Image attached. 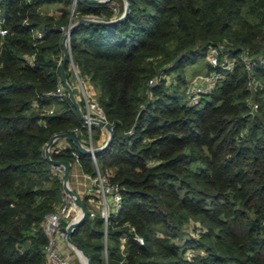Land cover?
I'll use <instances>...</instances> for the list:
<instances>
[{
	"label": "trees",
	"instance_id": "16d2710c",
	"mask_svg": "<svg viewBox=\"0 0 264 264\" xmlns=\"http://www.w3.org/2000/svg\"><path fill=\"white\" fill-rule=\"evenodd\" d=\"M128 1L119 20L124 0H0L8 29L0 35V264L46 260V219L64 186L45 147L77 126L82 144L88 136L68 89L54 95L63 27L90 16L110 23L75 25L70 49L114 130L96 154L123 195L108 228L109 264L124 254L128 264H264V64L249 71L244 63L264 54V0ZM210 45L237 63L192 104L186 68ZM65 73L84 110L69 60ZM74 149L60 137L51 156L73 166ZM80 161L95 173L90 154ZM103 236V219L88 213L72 238L92 264H105Z\"/></svg>",
	"mask_w": 264,
	"mask_h": 264
},
{
	"label": "built area",
	"instance_id": "2783aa9c",
	"mask_svg": "<svg viewBox=\"0 0 264 264\" xmlns=\"http://www.w3.org/2000/svg\"><path fill=\"white\" fill-rule=\"evenodd\" d=\"M79 0H74V7L76 6ZM112 9L115 13H118L119 8L118 5L113 3ZM72 22L70 21L67 26L63 27V30L66 32L70 31V27ZM8 33V29L2 26V22L0 20V35H6ZM37 38H41L43 36L42 31H37ZM67 45L69 48V61L72 67V71L76 76V80L78 81L80 88L83 93V99L85 102V108L83 114L85 119H82V128L87 130V143L86 145L80 144L86 149L90 150V155L92 157L93 165L95 168V173H89L85 171L73 172L72 167L77 166L81 167L80 161V149L76 144V149L73 151L74 156V164L71 165V173L73 175L81 174L85 180L87 181L90 189L88 191L89 195V203H92L94 207L88 208V213H90L91 217L100 216L104 222V247H103V257L105 264H109V248H108V228L111 221V217L114 214H117L123 205V195L121 192L120 185L117 182L112 180L113 173L112 171H102L100 165L97 160V152L96 148H100L96 146V142L93 138L94 129L98 128L101 131H105L109 134L106 126L100 123L101 121L109 122L106 113L104 111L101 103L93 96V92L91 88H87L83 81V78L80 76L79 71L73 61L71 49H70V35L67 38ZM209 66L213 69L207 73L201 74L197 77H194L189 81V85L187 88V93L189 96V100L192 104L199 101L200 97L203 94L209 93L212 89L215 88L217 83L223 78L224 74L227 71H231L235 68L237 60L235 58L228 57L223 55V46L219 45H210L207 48L206 55ZM257 62L264 64V54L259 56L258 59L245 58V68L247 70H252V66H254ZM153 83V80L150 81ZM257 80L255 77H252L249 80V85H256ZM65 85L62 83L59 85L54 92L55 96L64 97L66 94ZM76 110V108H75ZM77 111V110H76ZM110 123V122H109ZM73 134L79 139L81 133V127L77 126L73 130ZM60 137H55L53 143L57 141ZM80 141V140H79ZM75 142V141H74ZM52 143V144H53ZM76 143V142H75ZM52 144L49 147L50 155ZM67 141H59V143L55 144L54 147L57 151H63L67 148ZM102 147V146H101ZM47 146L45 147V149ZM52 157V156H51ZM52 169L60 174L63 181L64 186V178H65V166L63 164L53 165ZM69 186V181H68ZM80 199L84 202L83 198ZM88 215V214H87ZM83 216V211L81 205L77 202L76 197L71 195L64 188V197L62 200V204L58 210L53 213H50L46 219V229L48 233V243L46 245V260L43 264H75L73 262V258L71 255L66 253V248L64 245H61V241H68V227L72 224H76ZM141 244L144 243V239L141 236L135 237ZM126 241V237L122 238L123 242V251H124V243ZM73 244V243H72ZM74 248L75 245H74ZM77 253L81 259V264H87L86 256L77 249ZM192 253H189V256H192ZM119 264H128L126 255L122 257L119 261Z\"/></svg>",
	"mask_w": 264,
	"mask_h": 264
},
{
	"label": "water",
	"instance_id": "95a60500",
	"mask_svg": "<svg viewBox=\"0 0 264 264\" xmlns=\"http://www.w3.org/2000/svg\"><path fill=\"white\" fill-rule=\"evenodd\" d=\"M85 1H88L91 3H102L103 4L109 0H85ZM128 11H129V1L125 0V11L118 19L120 20V19L124 18L128 14ZM82 22H92V23H101V24L110 23L109 21H105L99 17L90 16V17L80 19L75 25L82 23ZM75 25H73V24L71 25L70 31L66 32L64 34V37L62 40L63 57H62L61 65H60V75H61V80H62L63 84L68 89L69 95L72 98V101L74 103V106H75L80 118L85 119L83 111H82L77 99L74 96L73 90L67 82L66 73H65V66L69 60V48L67 45V38L70 35L73 28L75 27ZM100 123L105 125L107 130L109 131V139L104 146H102L100 148H96V150H95L96 152L107 148L111 144V142L113 141V138H114V130H113L112 124H110L109 122H105V121H101ZM65 136L70 137L72 140H74L76 142V144L79 146V149L82 153H84V154L90 153V150L83 147L80 144L79 139L74 134L63 133V134L55 135L48 142L47 148L45 149V157L53 165L63 164L65 166L64 188L67 190V192H69L71 195H74L76 197V200L81 205L82 211H83L82 218L76 224H72L68 227V240L71 241L76 246V248L79 249L86 256L87 264H92V260H91L90 255L88 254V252L80 244L76 243L72 238L75 228L85 220V218L88 214V210H87L85 203L80 199V196H78V194L76 192H74L71 188H69V186H68V181H69L70 173H71V164L68 160H56V159L52 158L50 155V151H49V147L53 143V140L55 137H65Z\"/></svg>",
	"mask_w": 264,
	"mask_h": 264
},
{
	"label": "crops",
	"instance_id": "0c3cea01",
	"mask_svg": "<svg viewBox=\"0 0 264 264\" xmlns=\"http://www.w3.org/2000/svg\"><path fill=\"white\" fill-rule=\"evenodd\" d=\"M124 4H125V1H124ZM205 60H206V68H204V70H202V72L194 74L192 76L193 78L197 77L201 74L209 72L210 66H209L207 59H205ZM108 139H109V134L106 133L105 131H102L100 133V137L98 139H96L95 144L97 147L104 146L107 143ZM75 171L81 173L82 169H81V167L79 168L77 166H73L72 167V173ZM69 188H71L74 192H76L78 194V196L83 198V200L87 199V197H89L88 191H89L90 187H89L87 181L85 180V178L81 174H79V175L71 174V177L69 179ZM87 202H88L87 203L88 208L94 207V205L92 203H89V199ZM84 203L86 204L85 200H84ZM61 245H64V247L66 248L67 254H68L69 249H71V248L76 249V248H74V244H72V242L69 240L67 242L61 241Z\"/></svg>",
	"mask_w": 264,
	"mask_h": 264
},
{
	"label": "rangeland",
	"instance_id": "374dc122",
	"mask_svg": "<svg viewBox=\"0 0 264 264\" xmlns=\"http://www.w3.org/2000/svg\"><path fill=\"white\" fill-rule=\"evenodd\" d=\"M121 1H122V3H123V0H121ZM124 1H125V0H124ZM53 7H54V6H52V8H53ZM205 59H207V58L204 56V57L200 58L196 63L187 66L185 75H186V79L188 80V82H189L191 79H193L192 76H193L194 74H196V73H200V72H202V70H204V68H206V60H205ZM70 70L72 71V67H71V65H70ZM72 73L74 74L73 71H72ZM171 76H172V75H170L169 77H170L171 79H173ZM74 80H75V87L78 89V99H79L80 97L82 98V97H83V96H82L83 93H82V90H81V88H80V85H79L78 81L76 80V76H75V74H74ZM83 81H84V80H83ZM84 83H85V86H86L87 88H91V89H92L93 96L97 99L94 87L88 85V84H89L88 82H87L88 84H87L85 81H84ZM77 101H78V100H77ZM103 244H104V239H103ZM103 247H104V245H103ZM68 254L71 255V257L73 258V262H74L75 264H81V259H80L79 255H78L76 249H73V248L69 249V250H68Z\"/></svg>",
	"mask_w": 264,
	"mask_h": 264
}]
</instances>
